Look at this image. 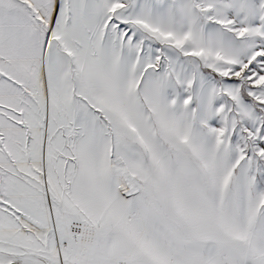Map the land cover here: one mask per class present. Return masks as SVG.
<instances>
[{
  "label": "snow or ice",
  "instance_id": "1",
  "mask_svg": "<svg viewBox=\"0 0 264 264\" xmlns=\"http://www.w3.org/2000/svg\"><path fill=\"white\" fill-rule=\"evenodd\" d=\"M0 264H264V0H0Z\"/></svg>",
  "mask_w": 264,
  "mask_h": 264
}]
</instances>
